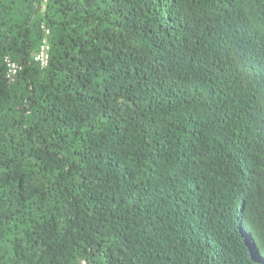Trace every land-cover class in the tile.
I'll return each mask as SVG.
<instances>
[{"label":"trees","instance_id":"1","mask_svg":"<svg viewBox=\"0 0 264 264\" xmlns=\"http://www.w3.org/2000/svg\"><path fill=\"white\" fill-rule=\"evenodd\" d=\"M0 264H264V0H0Z\"/></svg>","mask_w":264,"mask_h":264},{"label":"built area","instance_id":"2","mask_svg":"<svg viewBox=\"0 0 264 264\" xmlns=\"http://www.w3.org/2000/svg\"><path fill=\"white\" fill-rule=\"evenodd\" d=\"M48 31V30H47ZM49 45L46 40L42 44L39 53L36 55L35 59L42 65L46 66L49 61ZM7 64V77L14 81L18 73L22 70V66L16 61L11 60L9 57L5 59Z\"/></svg>","mask_w":264,"mask_h":264}]
</instances>
